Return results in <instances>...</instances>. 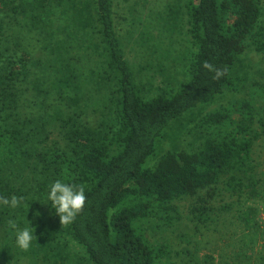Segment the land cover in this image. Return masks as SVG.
Segmentation results:
<instances>
[{
    "label": "trees",
    "instance_id": "obj_1",
    "mask_svg": "<svg viewBox=\"0 0 264 264\" xmlns=\"http://www.w3.org/2000/svg\"><path fill=\"white\" fill-rule=\"evenodd\" d=\"M26 1L35 8L39 6L42 21L54 26L51 17L55 15V0ZM85 1L87 4L77 10V15L91 18L87 25L97 35L94 53L103 60L100 75L110 80L106 108L111 124L96 131L76 121L72 127L60 116L61 125L50 118L40 124L41 130H37L39 125L30 128L37 118L31 111L38 109L37 101L28 100L23 106L21 103L27 92L22 75L32 69L31 55L21 49L20 54L9 57L0 50V196L25 198L15 210L28 212L26 226L39 237L43 234L37 224L40 213L48 219L59 217L51 202L46 203L44 211L37 198L42 189L41 194H47V186L42 185L44 178L52 179V183L61 180L75 184L86 172L87 202L70 224L69 234L85 249L89 260L93 264H167L164 259L169 255V245L151 243L144 225L164 216L172 220L173 213L180 215L177 201L185 198L194 200V218L206 223L215 211L214 201L223 192L252 201L259 195L254 147L264 136L263 82H254L243 100L205 115L198 124L203 141L196 149L168 151L152 167L148 162L174 119L195 106L211 103L232 87L233 68L241 54L247 50L264 53V0H179L193 46L186 63L187 78L178 85L169 83L168 90L162 88L154 96L139 87L125 55L115 0ZM11 4L13 0H0L1 47L8 41L2 14ZM62 27L58 34L65 31L68 36ZM57 47L56 61L61 64L62 75L67 76L75 70L73 59L67 56L66 45L58 43ZM205 62L227 69L226 74L213 79L214 73L203 67ZM21 111L25 113L22 116ZM55 133L67 134L69 143L66 138H54ZM25 161L33 167L31 174L38 172L36 178L29 173L25 176L29 183H36L27 190L17 185L14 170L7 173L11 165ZM248 209L242 219L253 233L259 223L255 221L258 208ZM1 222L4 219L0 216ZM46 239L51 238L45 237L44 247ZM53 249L50 246L47 252Z\"/></svg>",
    "mask_w": 264,
    "mask_h": 264
},
{
    "label": "rangeland",
    "instance_id": "obj_2",
    "mask_svg": "<svg viewBox=\"0 0 264 264\" xmlns=\"http://www.w3.org/2000/svg\"><path fill=\"white\" fill-rule=\"evenodd\" d=\"M54 4L55 15L51 21L54 26L57 25V32L53 25H46L42 21L39 6L35 8L26 0H13L11 8L2 14L8 41L3 47L0 46V50L9 57L20 54L21 49L31 55L32 69L22 75L27 92L21 103L23 106V102L28 100L37 101L38 109L31 110L35 111L37 118L31 116L35 121L29 127L39 125L37 130H41L43 127L40 124H46L50 118L60 124L58 118L62 116L69 120L72 127L76 121L90 130H105L111 124L106 108L109 104L110 80L100 75L103 60L94 53L97 35L93 34L94 28L87 25V22L91 24V18L87 19L85 14L81 17L77 15V10L87 2L55 0ZM114 9L125 55L134 70L136 82L148 96L156 95L162 88L168 90L169 83L173 85L178 82V85L187 78L186 63L193 46L186 34L184 11L179 0H115ZM262 23L264 25V5ZM62 26L69 32L68 36L65 31L58 34ZM58 43L66 45L67 56L71 55L73 59L75 70L67 76L62 75L61 64L56 61ZM254 82L264 83V53L247 50L235 63L232 87L211 103L195 106L174 119L158 140L156 153L148 165L154 166L168 151L196 149L203 141V133L198 128L200 120L217 108L243 100ZM24 114L21 111V116ZM49 128L52 130L53 126ZM53 137L60 140L66 138L69 143L67 134L55 133ZM254 157L261 185L254 201L223 192L214 201L212 219L204 223L196 220L191 212L194 200L185 198L177 201L180 215L173 213L172 220L167 216L156 218V223L143 226L151 243L169 245L165 263L261 264L264 258V136L255 144ZM31 169L33 167L25 161L11 165L7 173L14 170L17 185L27 190V186H36L34 181L29 183L25 178L28 173L31 178H36L38 172L31 174ZM88 183L86 172L80 174L75 182L84 184L85 190ZM51 184L52 179L45 177L42 185L43 188L47 186V194L43 196L42 189L37 196L44 205V211L47 210L45 202ZM249 206L258 208L255 221L259 223L253 228V233L242 219ZM26 215L27 211L0 207V216L4 219V223H0V264H93L85 249L69 234L70 224L62 226L59 217L48 219L42 213L37 217V224L43 234L39 237L34 235L28 251L20 250L15 243V230L8 226L7 221L15 220L19 228H24ZM47 236L51 239L45 240L48 244L44 247L43 241ZM50 246L54 249L48 253ZM48 258H51L49 262Z\"/></svg>",
    "mask_w": 264,
    "mask_h": 264
},
{
    "label": "clouds",
    "instance_id": "obj_3",
    "mask_svg": "<svg viewBox=\"0 0 264 264\" xmlns=\"http://www.w3.org/2000/svg\"><path fill=\"white\" fill-rule=\"evenodd\" d=\"M203 67L214 73L213 79H219L224 76L227 69L216 68L213 64L205 62ZM84 184H70L56 180L50 185L47 195V202H51L52 208L59 215L62 226L73 223L76 217L83 212L87 197L85 195ZM23 196L12 195L10 198L0 196V205L16 209L24 204ZM8 226L15 230V243L22 251H28L34 239V233L28 226L19 228L15 220L9 219ZM36 237V236H35Z\"/></svg>",
    "mask_w": 264,
    "mask_h": 264
}]
</instances>
